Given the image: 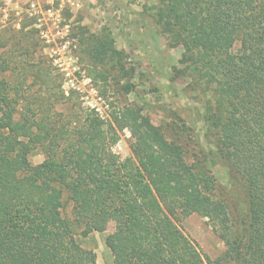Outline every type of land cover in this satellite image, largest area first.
I'll return each instance as SVG.
<instances>
[{
	"label": "trees",
	"instance_id": "trees-1",
	"mask_svg": "<svg viewBox=\"0 0 264 264\" xmlns=\"http://www.w3.org/2000/svg\"><path fill=\"white\" fill-rule=\"evenodd\" d=\"M154 17L213 96L193 109L200 157L137 106L102 121L61 83L56 94L30 22L0 23V264H95L79 237L110 223L108 264H264V0H157ZM124 127L132 156L120 162L111 146ZM35 148L44 158L31 164ZM235 177L233 213L220 191ZM193 212L224 243L215 260L178 227Z\"/></svg>",
	"mask_w": 264,
	"mask_h": 264
},
{
	"label": "rangeland",
	"instance_id": "rangeland-1",
	"mask_svg": "<svg viewBox=\"0 0 264 264\" xmlns=\"http://www.w3.org/2000/svg\"><path fill=\"white\" fill-rule=\"evenodd\" d=\"M0 1V23L19 29L26 19L28 28L36 30L39 45L33 59L53 68L56 94L61 83L60 90L65 95L71 93V100L80 109L92 110L102 121H111L123 105L137 106L168 139L179 138L189 151V159L201 156L193 129L197 111L193 109H201L213 96L196 69L180 61L183 44L168 45L154 17L157 0ZM103 43L111 48L104 56L100 54ZM127 83L132 85L129 93L123 88ZM131 141L128 127L118 131L111 151L120 162L132 156ZM43 158L40 148L28 154L31 164ZM212 172L220 175L221 181L227 179L219 164ZM228 180L220 194L234 213L243 200V191L237 178ZM177 224L205 257L215 260L223 253L224 243L207 218L193 212L179 215ZM112 229L110 223L104 232L79 237L82 246L92 250L95 264L111 261L104 238Z\"/></svg>",
	"mask_w": 264,
	"mask_h": 264
},
{
	"label": "built area",
	"instance_id": "built-area-1",
	"mask_svg": "<svg viewBox=\"0 0 264 264\" xmlns=\"http://www.w3.org/2000/svg\"><path fill=\"white\" fill-rule=\"evenodd\" d=\"M33 6V5H32Z\"/></svg>",
	"mask_w": 264,
	"mask_h": 264
}]
</instances>
